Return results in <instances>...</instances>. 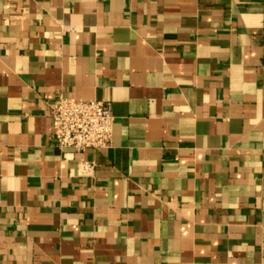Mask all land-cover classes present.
<instances>
[{
    "label": "crops",
    "instance_id": "obj_1",
    "mask_svg": "<svg viewBox=\"0 0 264 264\" xmlns=\"http://www.w3.org/2000/svg\"><path fill=\"white\" fill-rule=\"evenodd\" d=\"M263 173L264 0H0V264H264Z\"/></svg>",
    "mask_w": 264,
    "mask_h": 264
},
{
    "label": "built area",
    "instance_id": "obj_2",
    "mask_svg": "<svg viewBox=\"0 0 264 264\" xmlns=\"http://www.w3.org/2000/svg\"><path fill=\"white\" fill-rule=\"evenodd\" d=\"M50 118L51 135L60 149L84 153L110 145L113 115L108 102L60 97L51 109Z\"/></svg>",
    "mask_w": 264,
    "mask_h": 264
}]
</instances>
